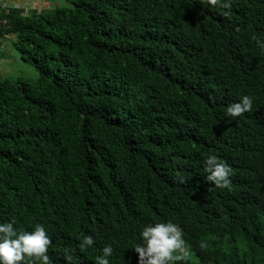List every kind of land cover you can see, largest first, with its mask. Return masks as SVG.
Masks as SVG:
<instances>
[{
	"label": "trees",
	"instance_id": "1",
	"mask_svg": "<svg viewBox=\"0 0 264 264\" xmlns=\"http://www.w3.org/2000/svg\"><path fill=\"white\" fill-rule=\"evenodd\" d=\"M2 18L0 264H264V0Z\"/></svg>",
	"mask_w": 264,
	"mask_h": 264
},
{
	"label": "rangeland",
	"instance_id": "2",
	"mask_svg": "<svg viewBox=\"0 0 264 264\" xmlns=\"http://www.w3.org/2000/svg\"><path fill=\"white\" fill-rule=\"evenodd\" d=\"M22 1L26 2V0H21L20 2H22ZM54 1H55V4H52L51 8L54 6H62L66 3V0H54ZM24 5H26V3H24ZM44 8H45V6H44ZM46 8H48V7L46 6ZM26 9H29V7L27 6ZM39 9L42 10V8L40 6H39ZM28 13H31L30 9H29ZM11 44L12 43H10V41L7 40V37L2 38L0 40V46L5 45L4 47H6V49H7L6 56H8L10 54V57H11V60H10L11 62L7 58L9 63H3L2 59H0V74L7 76V77H11V78H16V77L21 76V77H25V78H30L32 80H37L39 77L38 70L35 69V67L30 62L23 60L21 58L20 54L16 50H13ZM1 56H3V55L1 54ZM157 254H160L159 250H158Z\"/></svg>",
	"mask_w": 264,
	"mask_h": 264
},
{
	"label": "crops",
	"instance_id": "3",
	"mask_svg": "<svg viewBox=\"0 0 264 264\" xmlns=\"http://www.w3.org/2000/svg\"><path fill=\"white\" fill-rule=\"evenodd\" d=\"M20 1L21 0H0V10L23 14V15H29V14H38L40 12H45L46 9L48 10L51 8L52 4H55L54 0H26V2L25 1L20 2ZM24 3H26V5H24ZM27 6L31 10V13H28L29 9H26ZM39 6L42 8V10L39 9ZM44 6L45 8L46 6L48 8L45 9ZM0 38L2 39L6 37H0ZM7 40L10 41L11 43V40L8 37ZM4 46H0V59H2L3 63H9L11 57L10 54L6 56L7 49ZM1 54L3 56H1ZM7 58L9 59V61Z\"/></svg>",
	"mask_w": 264,
	"mask_h": 264
},
{
	"label": "built area",
	"instance_id": "4",
	"mask_svg": "<svg viewBox=\"0 0 264 264\" xmlns=\"http://www.w3.org/2000/svg\"><path fill=\"white\" fill-rule=\"evenodd\" d=\"M0 23L5 27H9V20L7 18L0 19Z\"/></svg>",
	"mask_w": 264,
	"mask_h": 264
}]
</instances>
